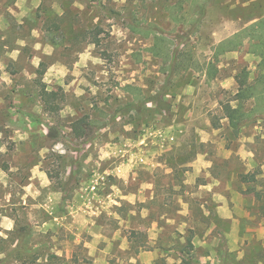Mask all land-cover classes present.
Returning <instances> with one entry per match:
<instances>
[{"label": "rangeland", "instance_id": "374dc122", "mask_svg": "<svg viewBox=\"0 0 264 264\" xmlns=\"http://www.w3.org/2000/svg\"><path fill=\"white\" fill-rule=\"evenodd\" d=\"M263 17L0 0V264H264V98L238 133L220 109L262 72Z\"/></svg>", "mask_w": 264, "mask_h": 264}, {"label": "trees", "instance_id": "16d2710c", "mask_svg": "<svg viewBox=\"0 0 264 264\" xmlns=\"http://www.w3.org/2000/svg\"><path fill=\"white\" fill-rule=\"evenodd\" d=\"M264 19V17L262 18ZM251 40L249 34H245ZM254 39V38H253ZM252 47L256 49V53L261 57V70L258 78L249 82L246 76L237 78L238 88L236 93L231 97L230 100L220 102V109L224 117L229 121V125L234 133H238L245 120L252 115V111H248L245 108V103L250 99H257L258 96L264 98V88L259 87L264 85V41L251 42ZM264 87V86H263ZM234 102V103H232ZM215 127H218L216 122H213ZM91 124L88 122L87 117L80 118L73 122L72 131L77 137H85L90 129ZM48 135L55 136L54 127L48 128Z\"/></svg>", "mask_w": 264, "mask_h": 264}, {"label": "clouds", "instance_id": "9594fccd", "mask_svg": "<svg viewBox=\"0 0 264 264\" xmlns=\"http://www.w3.org/2000/svg\"><path fill=\"white\" fill-rule=\"evenodd\" d=\"M6 226L10 228V227H11V224L9 223V224H8V225H6Z\"/></svg>", "mask_w": 264, "mask_h": 264}, {"label": "crops", "instance_id": "0c3cea01", "mask_svg": "<svg viewBox=\"0 0 264 264\" xmlns=\"http://www.w3.org/2000/svg\"><path fill=\"white\" fill-rule=\"evenodd\" d=\"M240 257H241V256H240V255H238V256H237V259H241Z\"/></svg>", "mask_w": 264, "mask_h": 264}]
</instances>
